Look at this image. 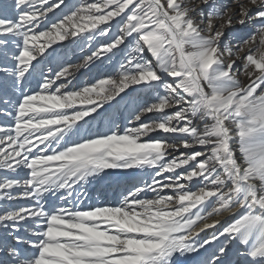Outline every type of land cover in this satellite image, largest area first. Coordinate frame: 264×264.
Wrapping results in <instances>:
<instances>
[{
	"label": "snow or ice",
	"instance_id": "1",
	"mask_svg": "<svg viewBox=\"0 0 264 264\" xmlns=\"http://www.w3.org/2000/svg\"><path fill=\"white\" fill-rule=\"evenodd\" d=\"M0 114V264H264V0H0Z\"/></svg>",
	"mask_w": 264,
	"mask_h": 264
},
{
	"label": "bare ground",
	"instance_id": "2",
	"mask_svg": "<svg viewBox=\"0 0 264 264\" xmlns=\"http://www.w3.org/2000/svg\"><path fill=\"white\" fill-rule=\"evenodd\" d=\"M62 42H59V44ZM59 44H55L54 48H59L60 45ZM71 54V52H69V55ZM75 54V53H74ZM69 59L71 62H73V59L69 56ZM81 61V60H80ZM35 63V62H34ZM109 67H112V65H109ZM97 69L96 67L94 69L91 70L90 74L92 72H94V70ZM88 69H83V71L78 72V74L76 76L75 82H73V84L75 85V87L77 89L87 85V84H91L93 82H95L97 79L100 78H105L108 75H113L115 69L111 68L110 70H106V71H98L97 74L93 73L92 75V79L89 81L88 80H83L81 79L82 74H84L85 72H87ZM33 87H35V85H33ZM114 103V102H113ZM77 108H82V107H88L87 105H81L79 103H77L76 105ZM105 109L108 111V117L105 118L104 120H101L99 117H97V119L92 120V117H86V120L91 121V130H90V134L93 135V137L95 136V134L97 133H105L108 131L109 128V124H108V120L111 118L112 115H115L116 117V124L119 126V129L121 131H123L124 127L127 126V119H125L126 117V112L123 111V105H121L120 110L117 111L116 109L113 108H109L108 105L106 104ZM100 112H102L103 110L100 109ZM96 114L93 113V116H95ZM152 118L151 116H146L144 119H149ZM81 124H83V121H80ZM0 126H4V127H12L13 122H12V118L10 116H5L3 114H0ZM85 127L87 128L88 126L85 125ZM155 134V133H154ZM160 132H158L157 134H155V137H163V135H159ZM37 144H39V142H36ZM2 147V146H0ZM44 145L40 144L39 148H43ZM38 149L34 148V151H37ZM139 169H108L106 170L104 173L101 174V176L95 180H93L91 182V184H89L87 186V192H88V197L89 199L85 201V204L82 205V208H85L86 210L88 208L94 207V206H115L119 203L121 196L120 193L123 191L124 187L127 185V183L132 180L138 173H139ZM144 179H149V177L145 176ZM21 203H23V201H21ZM222 221V224H227L229 222H231L232 219H234V217L231 216H226L223 218H220ZM219 229V226H218ZM212 230H209V232L207 233H202V237L209 235L210 232ZM236 256V255H235ZM235 256H229V259L234 261ZM190 264V263H189ZM242 264H243V260H242Z\"/></svg>",
	"mask_w": 264,
	"mask_h": 264
},
{
	"label": "rangeland",
	"instance_id": "3",
	"mask_svg": "<svg viewBox=\"0 0 264 264\" xmlns=\"http://www.w3.org/2000/svg\"><path fill=\"white\" fill-rule=\"evenodd\" d=\"M74 2H78V0H74ZM89 2H91V0H89ZM51 15V14H50ZM68 41H63L62 43H60L59 45H68ZM55 46V44L53 45V47ZM88 54V50L87 49H85L84 51H80V50H76V52H75V54H73L72 52H71V54L69 55L72 59H73V63H80L81 61V57L82 56H85V55H87ZM109 65L110 64H104V65H92L91 66V68L90 69H88V71L87 72H85L84 74H82V76H81V79H83V80H88L89 81V79L91 80L92 78V75H93V73H95V74H97V72L98 71H106V70H110L111 68H114L113 66L112 67H109ZM97 68V69H95L94 70V72H92L91 74H90V72H91V70L92 69H94V68ZM81 71H83V69H81L79 72H81ZM78 74V72L76 73V75ZM108 76H110V75H108ZM98 80V79H97ZM74 83H76L75 82V80L73 81ZM129 92H131L132 90L131 89H129L128 90ZM103 111L102 112H105V111H107L106 109H105V107L102 109ZM108 112V111H107ZM158 133V132H157ZM157 133H155V134H157ZM154 133L153 134H151L149 137H147L146 139H158V138H164L167 134H164L163 135V133H160L159 135H163V137H155L154 135H155ZM236 255V256H235ZM229 256H235V260H234V262H235V264H242V260H243V258L242 257H240V256H238L237 255V252H236V249L235 248H233L232 250H231V252H230V255ZM190 263V261H185V264H189Z\"/></svg>",
	"mask_w": 264,
	"mask_h": 264
}]
</instances>
